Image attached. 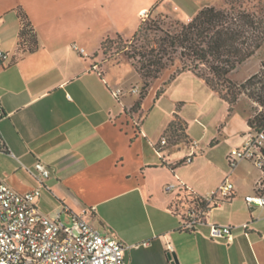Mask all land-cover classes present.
Returning <instances> with one entry per match:
<instances>
[{"label": "crops", "instance_id": "0c3cea01", "mask_svg": "<svg viewBox=\"0 0 264 264\" xmlns=\"http://www.w3.org/2000/svg\"><path fill=\"white\" fill-rule=\"evenodd\" d=\"M224 6L223 0H0V50L8 55L0 62V180L19 193L41 188L43 213L81 214L125 245L148 241L126 252L128 264H264V206L245 201L261 173L250 162L232 168L226 161L249 129L246 112L190 71L164 87L175 69L155 80L134 110L140 75L125 56L114 63L101 52L106 38L131 39L149 16L187 24L203 8ZM18 10L34 27V52L19 49ZM176 116L187 124L186 138L161 146ZM38 162L51 171L42 182L28 171ZM226 179L234 196L184 231L174 210L177 190L167 193L166 185L206 197ZM212 224L229 226L232 241L212 238Z\"/></svg>", "mask_w": 264, "mask_h": 264}, {"label": "trees", "instance_id": "16d2710c", "mask_svg": "<svg viewBox=\"0 0 264 264\" xmlns=\"http://www.w3.org/2000/svg\"><path fill=\"white\" fill-rule=\"evenodd\" d=\"M263 13H252L244 9L230 7H206L187 24L177 22L166 31L160 29L153 20H143L131 41L121 35L106 38L101 45V52L107 55V46L116 45V54H122L136 69L142 79V89L134 110L140 107L146 97L151 83L176 61L180 67L164 87L183 72L190 71L206 82V84L222 99L233 107L240 95L245 94L262 110L248 119L250 128L264 129V65L262 70L242 84H236L230 75L252 58L264 44V7ZM21 21L19 33V49L34 52L38 48L37 36L28 16L18 10ZM172 27V28H171ZM162 33L159 36L158 33ZM161 88L157 97L164 91ZM187 124L179 116L172 121L165 135L167 144H178L186 136ZM210 204L186 186L180 187L175 194L174 210L181 217V225L189 212L199 217V223ZM197 226L184 231H194Z\"/></svg>", "mask_w": 264, "mask_h": 264}, {"label": "built area", "instance_id": "2783aa9c", "mask_svg": "<svg viewBox=\"0 0 264 264\" xmlns=\"http://www.w3.org/2000/svg\"><path fill=\"white\" fill-rule=\"evenodd\" d=\"M144 19L147 12H142ZM8 58L0 50V62ZM137 93V90H132ZM121 91L114 93L119 100ZM3 118L0 110V121ZM167 139L162 137L161 146H166ZM193 145H196L194 143ZM3 143L0 139V152ZM191 153L185 163H190ZM230 167L239 162L252 163L261 173L256 185V192L246 196L245 201L250 206H264V129L256 131L249 127L242 136L240 145L233 147L226 156ZM39 182L48 179L50 169L41 162L28 170ZM183 185L168 184L167 193L178 190ZM235 194L234 184L228 179L203 197L207 203L217 205L231 199ZM41 188L27 193H19L0 180V264H128L126 252L132 249L149 246L148 241L133 245H125L110 233H102L93 228L81 214L70 213L69 224L62 220L61 211L46 214L37 206ZM187 221L182 228L190 229L198 226L199 217L189 212ZM210 236L214 239L232 241V231L229 226L212 224ZM172 253V246H168Z\"/></svg>", "mask_w": 264, "mask_h": 264}, {"label": "rangeland", "instance_id": "374dc122", "mask_svg": "<svg viewBox=\"0 0 264 264\" xmlns=\"http://www.w3.org/2000/svg\"><path fill=\"white\" fill-rule=\"evenodd\" d=\"M223 1H224V5H225L224 7L225 8L233 6L236 9L240 8V9H244L248 12H252V13H263L261 9L264 7V0H223ZM146 19L147 20H153L154 23L160 29H162L164 31H166L168 28H170V26H172V27L175 26V24L177 23V21H175L173 19H170L168 17L157 16V15L149 16ZM158 35L162 36V33L159 32ZM113 38H114V41H117L116 37H113ZM132 39H133V37L131 39H124V40L131 41ZM116 45L117 44H114L112 48H108L109 47V44H108V46L106 47L108 49L107 55L106 56L103 55L105 60L117 63L121 58H123L122 54H116L115 53L116 52ZM124 65H125V68H128L126 63H124ZM263 65H264V44L262 45V47L256 52V54L252 58H250L247 62H245L242 66H240L237 70H235L230 75V79L236 84H242L246 80L251 78L252 76L258 74L262 70ZM179 67H180V63L178 61H176L174 66H171L168 69H175V72H176ZM164 72H166V70H164L160 74L159 78L162 76V74ZM175 72H174V74H175ZM154 81L152 83H154ZM141 89H142V87L140 88V90L138 92L139 94L141 92ZM234 106L237 107L239 110L246 112V114L249 116V118L255 116L257 113H259L262 110V108L257 103H255L252 99H250L245 94L240 95L238 101L236 102V104ZM62 220L66 224H69V218L67 215H63Z\"/></svg>", "mask_w": 264, "mask_h": 264}]
</instances>
